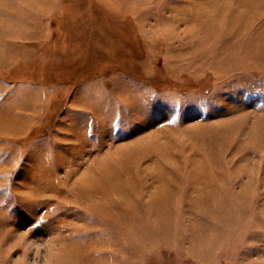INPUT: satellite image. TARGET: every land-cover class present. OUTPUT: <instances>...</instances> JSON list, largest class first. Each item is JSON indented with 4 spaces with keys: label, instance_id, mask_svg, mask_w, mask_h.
<instances>
[{
    "label": "rangeland",
    "instance_id": "rangeland-1",
    "mask_svg": "<svg viewBox=\"0 0 264 264\" xmlns=\"http://www.w3.org/2000/svg\"><path fill=\"white\" fill-rule=\"evenodd\" d=\"M0 264H264V0H0Z\"/></svg>",
    "mask_w": 264,
    "mask_h": 264
}]
</instances>
